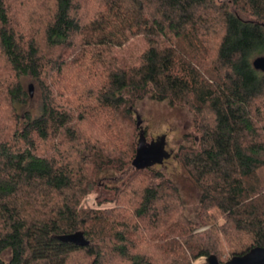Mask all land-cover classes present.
<instances>
[{"label":"trees","instance_id":"1","mask_svg":"<svg viewBox=\"0 0 264 264\" xmlns=\"http://www.w3.org/2000/svg\"><path fill=\"white\" fill-rule=\"evenodd\" d=\"M263 55L264 0H0V264H208L215 208L264 246ZM145 98L193 113L179 172L133 164Z\"/></svg>","mask_w":264,"mask_h":264},{"label":"rangeland","instance_id":"2","mask_svg":"<svg viewBox=\"0 0 264 264\" xmlns=\"http://www.w3.org/2000/svg\"><path fill=\"white\" fill-rule=\"evenodd\" d=\"M147 47L148 41L140 35L133 37L124 47H114L112 53L114 56L122 58L130 64H136L138 63L137 61L139 55ZM36 88L37 86L34 84L33 96H35L34 100H32L33 103L31 104H34L35 107L40 101L37 96L38 92ZM135 106L136 113L141 118V126L145 129V132L142 133L144 143H163L165 152L168 154L163 155L161 162H155V166L164 169L171 174L182 170L175 153L183 141L185 144L188 143L189 140L184 138L185 133H194L193 113L185 107H174L169 105L166 101H157L151 98H145L138 102ZM126 128L129 130L130 126L126 125ZM139 131L140 130L137 132L139 133ZM143 149L144 148L142 147V151ZM130 170L127 172H130ZM121 176L122 174L116 175L117 178ZM104 181L107 182L108 180L101 175V177L98 178L97 188L86 198L84 203L94 208H105L112 205L104 203L100 206L99 204V199H102V196L105 197L109 195L106 193L105 189H103ZM185 203L188 216L196 219L197 206L195 203L197 202L192 197H187ZM211 213L212 216L209 218L208 223L211 225V229L213 231L215 230L216 236L219 238L223 248V254L219 256V259L226 261L232 257L233 253L237 252L239 254L244 251L251 242L250 238L245 236L243 238V243H239L237 240L230 241L228 238H224L218 232L216 224L217 221L221 220V213L216 208L212 209ZM206 227L208 226H205V228ZM195 264H201V261L197 260Z\"/></svg>","mask_w":264,"mask_h":264},{"label":"water","instance_id":"3","mask_svg":"<svg viewBox=\"0 0 264 264\" xmlns=\"http://www.w3.org/2000/svg\"><path fill=\"white\" fill-rule=\"evenodd\" d=\"M254 65L256 68L264 70V55L258 56L254 59ZM30 93L33 95V85L30 84ZM143 137V135H141ZM142 139V138H141ZM141 146L145 144L143 151L139 149L137 157L134 159L133 164L139 168L147 164H154L155 162H161L163 155H168L165 152L163 143H144L143 139L140 141ZM66 239H81L84 240L82 233H75L73 235H67ZM79 239V240H80ZM206 261L208 264H264V246H254L243 254H235L226 261H222L216 254H210Z\"/></svg>","mask_w":264,"mask_h":264}]
</instances>
